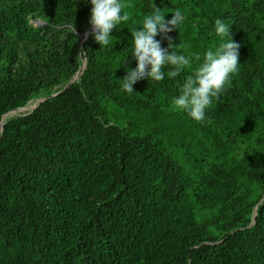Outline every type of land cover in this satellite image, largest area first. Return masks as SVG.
Masks as SVG:
<instances>
[{
	"label": "trees",
	"instance_id": "obj_1",
	"mask_svg": "<svg viewBox=\"0 0 264 264\" xmlns=\"http://www.w3.org/2000/svg\"><path fill=\"white\" fill-rule=\"evenodd\" d=\"M125 2L104 48L80 44L84 0H0V121L61 84L3 123L0 264H264V0ZM153 3L187 16L164 48L203 53L221 42L215 19L231 23L240 71L207 122L173 105L195 64L121 86Z\"/></svg>",
	"mask_w": 264,
	"mask_h": 264
},
{
	"label": "clouds",
	"instance_id": "obj_2",
	"mask_svg": "<svg viewBox=\"0 0 264 264\" xmlns=\"http://www.w3.org/2000/svg\"><path fill=\"white\" fill-rule=\"evenodd\" d=\"M84 2L91 5L89 23L95 42L104 48L112 47L114 38L110 33L116 26L131 20V14L125 11L131 5L125 0ZM171 12V19L166 20L165 13L168 12L153 3L152 11L143 18L142 27H132L130 53L136 66L129 68L124 59L121 65H124L126 75L120 79L121 86L126 93L131 94L134 93L133 85L142 79L162 82L166 75L175 78L195 64V69L184 78L180 94L173 98V105L177 111L186 112L193 120L207 122L211 118L208 109L231 89L233 77L240 71V44L231 38V23L217 18L214 21V34L221 39L217 46L208 47L203 53H186L181 43L176 46L169 40L168 48H164L156 37L179 30L187 20L181 9ZM165 69L170 70L166 73Z\"/></svg>",
	"mask_w": 264,
	"mask_h": 264
},
{
	"label": "water",
	"instance_id": "obj_3",
	"mask_svg": "<svg viewBox=\"0 0 264 264\" xmlns=\"http://www.w3.org/2000/svg\"><path fill=\"white\" fill-rule=\"evenodd\" d=\"M40 23H41V22H40ZM91 33H92V27L90 26L87 30H85L83 33L80 34V44H81V46H83V41H84V40H85V39H86ZM82 60L85 61V56H83V59H82ZM84 67H85V64H84L83 67L80 65L79 69L77 70V72H76V74H75L76 76H75V75H74V76H71L68 80L65 81V83L68 82V84H69V83L72 82L73 80L77 79V77L81 74V72H82V70H83ZM63 83H64V82H63ZM60 86H61V84L57 85L56 87H54V89H53L49 94H47V95L41 97L40 99H42V100L40 101V103H39L37 106L31 108L28 112H30V111H32L33 109L39 107L41 104H43V102H44L47 98H49V97H51V96H54V95H56L57 93H59V92L57 91V88L60 87ZM3 114H4V113H3ZM2 117H3V115H2ZM2 117H1V121H0V132H1V133H2V129H3V123H4V122L2 123ZM254 214H255V213H254ZM253 222H254V220H253Z\"/></svg>",
	"mask_w": 264,
	"mask_h": 264
},
{
	"label": "bare ground",
	"instance_id": "obj_4",
	"mask_svg": "<svg viewBox=\"0 0 264 264\" xmlns=\"http://www.w3.org/2000/svg\"><path fill=\"white\" fill-rule=\"evenodd\" d=\"M84 64H85V61H83V63L81 64V66L83 67L84 66ZM76 76V75H75ZM42 100V99H41ZM40 100V101H41ZM39 101V102H40ZM38 103H36V104H31L30 102H28L26 105H24V106H21V107H17V108H15V110H23V109H31V108H33V107H35L36 105H37ZM14 109H12V110H9L8 112H6V113H4L3 114V118H2V123L5 121V119L8 117V115H9V113L10 112H12Z\"/></svg>",
	"mask_w": 264,
	"mask_h": 264
},
{
	"label": "rangeland",
	"instance_id": "obj_5",
	"mask_svg": "<svg viewBox=\"0 0 264 264\" xmlns=\"http://www.w3.org/2000/svg\"><path fill=\"white\" fill-rule=\"evenodd\" d=\"M32 22V24H37L36 23V21H31ZM41 99L40 98H36V99H32V100H30V101H28V102H30L32 105L33 104H36V103H38L39 104V101H40ZM27 102V103H28ZM26 103V104H27ZM25 104V105H26ZM30 109H23V110H13L12 112H10L9 113V116H12V115H19V114H22V113H25V112H28Z\"/></svg>",
	"mask_w": 264,
	"mask_h": 264
}]
</instances>
